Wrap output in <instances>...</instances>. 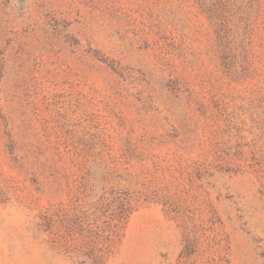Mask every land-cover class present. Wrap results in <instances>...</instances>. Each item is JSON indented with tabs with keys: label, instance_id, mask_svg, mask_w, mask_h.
I'll return each instance as SVG.
<instances>
[{
	"label": "rangeland",
	"instance_id": "rangeland-1",
	"mask_svg": "<svg viewBox=\"0 0 264 264\" xmlns=\"http://www.w3.org/2000/svg\"><path fill=\"white\" fill-rule=\"evenodd\" d=\"M0 264H264V0H0Z\"/></svg>",
	"mask_w": 264,
	"mask_h": 264
}]
</instances>
